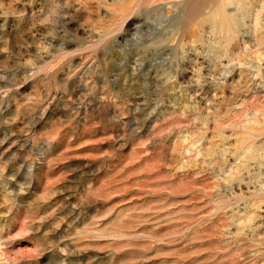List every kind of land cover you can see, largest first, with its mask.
<instances>
[{"label": "rangeland", "instance_id": "obj_1", "mask_svg": "<svg viewBox=\"0 0 264 264\" xmlns=\"http://www.w3.org/2000/svg\"><path fill=\"white\" fill-rule=\"evenodd\" d=\"M0 264H264V0H0Z\"/></svg>", "mask_w": 264, "mask_h": 264}]
</instances>
